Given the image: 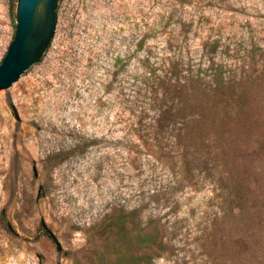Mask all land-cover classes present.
<instances>
[{"label": "rangeland", "instance_id": "1", "mask_svg": "<svg viewBox=\"0 0 264 264\" xmlns=\"http://www.w3.org/2000/svg\"><path fill=\"white\" fill-rule=\"evenodd\" d=\"M216 81L245 101L219 136ZM2 91L0 264H264V0H59Z\"/></svg>", "mask_w": 264, "mask_h": 264}, {"label": "water", "instance_id": "2", "mask_svg": "<svg viewBox=\"0 0 264 264\" xmlns=\"http://www.w3.org/2000/svg\"><path fill=\"white\" fill-rule=\"evenodd\" d=\"M57 15L56 0L18 1L14 37L0 64V91L8 89L34 65L37 56L56 32ZM55 243L59 251V244Z\"/></svg>", "mask_w": 264, "mask_h": 264}, {"label": "trees", "instance_id": "3", "mask_svg": "<svg viewBox=\"0 0 264 264\" xmlns=\"http://www.w3.org/2000/svg\"><path fill=\"white\" fill-rule=\"evenodd\" d=\"M18 1L19 0H17V3ZM57 8H58V0H56V11H57ZM51 39L52 37L47 41L44 49L37 56L35 63H37L40 60L45 48L49 45ZM221 69L222 67L220 65H217V68L214 69V71L221 74ZM213 81H215V79H213ZM218 83H221V82H217V81L215 83L209 82L205 86V89L208 90V92L206 93V95L209 96L208 99L211 100V103L212 102H216V103L212 108L204 107L203 110H201L202 111L201 116L203 117L204 121H206V123L209 124V126H211L210 128L206 126L207 124L204 125L205 132H207L208 130L210 132V130L214 129V126H215L214 133L217 136H219V133L221 134L222 132L221 126L219 125V122L221 121V119L232 115V113L235 112V109L239 105H242L245 102L243 97L240 95H236L233 92H231L230 94H227L226 89L230 88L229 82H227L228 84L227 86H224L221 84L217 85ZM213 85H215L214 88L212 87ZM255 144L256 146L252 151H254L257 154L262 153V152L264 153V138H259L258 140H256Z\"/></svg>", "mask_w": 264, "mask_h": 264}]
</instances>
